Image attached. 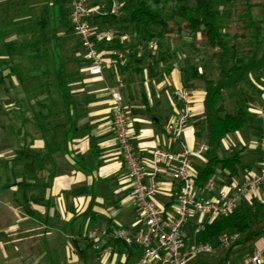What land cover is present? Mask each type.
Wrapping results in <instances>:
<instances>
[{
    "label": "crops",
    "instance_id": "1",
    "mask_svg": "<svg viewBox=\"0 0 264 264\" xmlns=\"http://www.w3.org/2000/svg\"><path fill=\"white\" fill-rule=\"evenodd\" d=\"M99 21L94 24L98 26ZM12 24L6 23L5 27H12ZM14 36L11 34L10 37ZM66 44L60 40L51 48V54L58 55L52 56L53 60L49 56L42 61L27 58L14 62L22 69H32L34 77L19 82L11 75L0 83V167L8 169L10 175L4 180L0 171V190H10L6 198L12 202V210L16 213L13 219L8 215L14 224V244H25L26 250L33 249L30 264H136L141 251L139 246L124 245L106 236L96 240L85 236L86 230L93 225L101 229L124 227L133 231L143 226L130 195V182L115 138L109 129V90L116 82H122L132 145L146 165L147 175L152 172L154 148L179 151L181 144L192 149L202 141L208 143L205 138L212 135L211 120L204 107L207 92L202 86L189 88L193 96L189 122L193 120V126L184 128L180 142L171 143L163 128L175 120L181 104L173 95H167L166 82L172 86L171 94L175 88L184 86L178 67L173 66L162 78H154L147 75L143 61H137L141 57L121 64L108 57L104 71L106 83H103L100 77L88 75L83 55L82 58L75 56L78 54ZM57 60L63 64L65 73L63 81L57 83L54 80L53 84L49 70L56 67ZM118 66L122 67L118 69ZM243 70V77L252 82L255 94L246 104L249 125L262 135L264 47ZM6 74L8 72L4 71ZM243 80L235 78L224 82L223 87L234 86L230 95H234L235 104L241 100L238 97L242 91L238 86ZM40 111L44 117L38 118ZM240 129L221 139L231 144L227 153L218 148L217 155L211 157L221 160L235 156L232 168L218 163L206 180L195 184L200 200H218L220 192H235L237 186L257 170L261 153L253 161H243V156L248 153L243 147L245 132H239ZM4 139H7L6 144L2 142ZM237 142L241 143V148ZM25 149L40 154L36 163L30 156L24 157ZM208 160L204 162L200 156H192L191 174L201 172ZM171 166L161 164L162 170L157 176L160 187L155 196L156 205L167 213L175 207L178 189L171 177ZM244 170L248 171L244 173ZM210 182L213 187L207 190ZM235 216H247L251 228L264 229V185L240 199ZM211 219L206 217L203 222ZM197 227L196 218L187 222L184 227L186 244L198 243ZM254 238L255 247L250 251L239 250L244 243L225 249L213 242L216 246L212 254L200 256L190 264H217L221 260L224 264H236L264 248V231ZM107 247L111 250L100 255V249ZM12 255H6L7 264H19L20 259L16 255L12 258ZM50 256L53 259L56 256L59 261L47 263Z\"/></svg>",
    "mask_w": 264,
    "mask_h": 264
},
{
    "label": "trees",
    "instance_id": "2",
    "mask_svg": "<svg viewBox=\"0 0 264 264\" xmlns=\"http://www.w3.org/2000/svg\"><path fill=\"white\" fill-rule=\"evenodd\" d=\"M37 1L0 0V83H4V78L11 75L19 82L34 77L32 69H22L14 63L17 60L28 58L42 61L47 60L49 56L58 57L57 53L51 54V48L57 44L63 28L69 26V7L68 10H62L64 4L58 7L52 0H44L38 6V3H35ZM222 1L230 4L237 2ZM66 2L68 5V0ZM261 3L264 4V0ZM35 6L36 12L31 13ZM242 6L237 19L220 15L212 0H125L121 7L126 9V20L133 25L135 34L140 36L142 41H154L156 49L162 54L159 60L163 63L171 58L170 47L174 43L182 42V46L201 45L202 49L198 50L204 52L197 58L198 62L179 69L185 87L193 88L191 81L203 82L207 87L215 86L210 98L206 100L211 120L210 131L215 141H220L227 134L237 131L247 122L248 110L245 103H241L233 113L225 110L221 87L225 81L244 79V65L251 60L258 46L264 41V20L254 14L253 4L249 3V0H244ZM104 18H110L114 22L116 19ZM11 22L12 27H5L6 23ZM11 34L16 36L11 38ZM206 61L208 64H217L219 85L207 76L204 64ZM153 64L156 62H150L149 66ZM121 67L118 66V69ZM172 67L167 69L168 72ZM52 69L56 75L52 83L63 81V64L57 60L56 67L51 68L49 73ZM5 70H8L6 75ZM37 117H44L43 112L40 111ZM22 153L24 157L30 156L35 163L40 156L28 149ZM235 159V156L221 160L209 159L203 170L195 175V184L206 180L218 163L232 168ZM250 223L249 217L235 216L234 210L226 216L202 222L198 242H208L214 247L215 244H221L224 234H238V239L231 247L246 243L264 231L262 228H251ZM87 234L86 230V237ZM217 264H224V260Z\"/></svg>",
    "mask_w": 264,
    "mask_h": 264
},
{
    "label": "built area",
    "instance_id": "3",
    "mask_svg": "<svg viewBox=\"0 0 264 264\" xmlns=\"http://www.w3.org/2000/svg\"><path fill=\"white\" fill-rule=\"evenodd\" d=\"M68 24L80 45L87 73L100 77L105 82L104 71L108 57L116 63H124L130 59H138L144 53L152 52L154 41L134 39L130 33L118 28L100 29L94 21L104 17H118L121 14L120 0H68ZM105 46V49H102ZM173 97L181 104L175 120L166 124L163 133L171 143L180 142L192 112V92L185 86L177 87ZM111 111L109 129L115 138L120 159L124 165L127 179L130 182L131 198L138 210L139 222L143 226L137 231L131 228L115 227L101 229L93 225L88 231V238L96 240L106 236L124 245L140 247L136 264H190L194 259L212 254L214 247L208 242L186 244L184 227L191 218H196L199 232L203 219L226 216L233 212L240 199L248 193L264 185V134L258 141L261 153L259 166L250 173L233 193L220 192L218 200H200L195 191V175L190 172V159L208 151L207 142H200L189 149L181 144L179 151L165 147H156L152 151V172L147 175L146 165L139 159L129 132V118L123 97V84L118 81L109 90ZM260 113V112H259ZM258 113V114H259ZM161 164L172 165L171 177L177 183L176 204L172 212H164L155 203L159 190L158 175ZM213 183L207 184V190ZM221 246L230 248L238 239V234H224ZM111 248L100 249V255ZM228 264V263H227ZM236 264H264V248L257 249Z\"/></svg>",
    "mask_w": 264,
    "mask_h": 264
},
{
    "label": "rangeland",
    "instance_id": "4",
    "mask_svg": "<svg viewBox=\"0 0 264 264\" xmlns=\"http://www.w3.org/2000/svg\"><path fill=\"white\" fill-rule=\"evenodd\" d=\"M52 1L58 7H60L62 4H64L62 6V10L63 9L68 10V5H67L66 0H52ZM124 1L125 0H120V2H122V5H123ZM43 2H44V0H38L35 3L36 4L38 3V6H39ZM261 2H262V0H249V3L253 4L252 7H253L254 14L258 18L264 20V4H262ZM212 3L214 4V7L218 10L219 14L222 15L223 17L230 16L232 19H237V15H238L240 9L243 7L242 5L244 4V0H237V2H235L233 4L225 3L222 0H212ZM34 8L35 9H33L31 13L36 12L37 6H35ZM126 19H127V11H126V9H121V14L118 17H116L115 22H114V20H112L110 18H102V20H100L98 22V26L100 29L118 28L121 31H126V32L130 33L134 39L141 40V37L135 34L133 25L130 22H128ZM235 27H236V24H235ZM60 40L63 43H67L66 45L70 46L71 51L74 50V52L76 54H78L75 56L82 58L81 57L82 51H81L80 45L78 43V40L75 37V35L73 34V32L70 30L68 25L63 28V31H62L60 37L58 38V41H60ZM200 46L201 45H199V44L193 45V46L192 45L182 46V42L174 43L170 47V53L171 54L169 57H171V58H169L168 62H166V63H163V61L159 60L161 58L162 54L155 47V49L152 52H148L146 54L144 53V55L141 56L140 61H143L144 68H146V70H147V75L149 73V75L151 74L154 78H162L164 74L168 73L167 69L171 66H175L178 68L179 67L187 68L189 64L197 63L198 62L197 58L199 56H201L202 53L204 52V51L201 52V50L200 51L198 50V49H202V47H200ZM262 47H264V41H262L261 44L258 46V48L256 49L255 53L253 54L251 60L253 58H256V56L260 55V50ZM53 59L54 58L52 57V60ZM152 61L156 62V64H153L150 67L149 63ZM204 64L206 66L205 70H206L207 76L209 78L214 79L216 81V83H218V85H219L220 78L218 76L219 69L217 67V64H215L214 62L208 64L207 61L204 62ZM139 69L141 70V68H139ZM54 71L55 70L52 69V71L50 72V77H52V79H54L56 76ZM5 72L7 73L8 70H5ZM245 80L246 79H244L243 83H240L238 86V88H240V91H242V93L240 94V97H238V98H240L243 103L247 104L248 102H251L254 99L255 94L253 93V88L251 85L252 82L249 79L247 81H245ZM191 83H193V85L202 86L206 90V92H207L206 99L207 100L210 98L211 93H212L213 89L215 88V86L212 87V85H209L207 87L203 82H199V81H191ZM221 88H222L221 89L222 103L224 105L225 110L227 112H231V113L235 112L237 110V108L239 107L241 100H240V102L238 100L239 104L238 103L235 104V99L233 98L234 95H230L232 90H234V86H227V87L222 86ZM171 91H172V86L167 81L166 82L167 95L172 96ZM171 96H170V98H172V100L175 102V100ZM204 107H205V111L208 112L207 104H205ZM249 115H248L247 124L244 125V127H242L239 131L241 133L245 132L244 138H243V147L245 148V151L248 154L243 156L244 162L248 161V160L253 161L254 158L257 157L258 153L260 152L259 148H258V141H259V138L261 137V134H259L256 129L254 130V127H251L249 125V122H250ZM187 124L188 125H186V126H188V127L193 126V120L190 122L188 121ZM205 139H207V141H208L209 149L207 152L200 155V157L202 158V160L204 162L206 160H208L209 158L217 155L218 148H220L223 151V153H227V151H229V149L231 147V144L227 140L225 141V143L223 140L216 142L211 136L210 137L207 136V138H205ZM2 142H4L3 144H6L7 139H4ZM237 145L240 148L242 147V146H240L241 143L239 144L237 142ZM234 147H236V146H234ZM247 157H249V158H247ZM0 171H1V178H3L4 180L9 178L10 175H9L8 169H5V168L2 169V167H0ZM246 171H248V170H244V173H246ZM242 172H243V170H242ZM9 191H10L9 189L0 190V264H7L9 262V260H6V255L9 253H12L14 256L16 255L18 257V259H20L18 261L19 264H30L31 260L33 258V249L29 248L28 250H26V246H23L25 244H21V243L20 244H14L15 243L13 240L14 236L12 233L14 224H13V220H10V219H13L16 216V213L12 210V207H11L12 202L8 201V199L6 198L7 193H10ZM8 215L10 216V219H9ZM255 242H256V238H254V240H251V241L244 243L242 246L239 247V250L250 251L251 249H253V247H255V245H254ZM13 255H12V258H14ZM54 257H55V259H53V256L51 257V259L48 258L47 263H52V261H53V263L55 261L57 263L59 260L58 259L56 260V256H54Z\"/></svg>",
    "mask_w": 264,
    "mask_h": 264
}]
</instances>
